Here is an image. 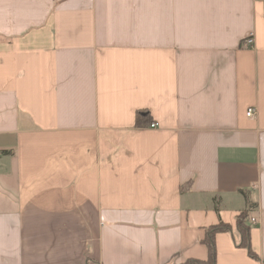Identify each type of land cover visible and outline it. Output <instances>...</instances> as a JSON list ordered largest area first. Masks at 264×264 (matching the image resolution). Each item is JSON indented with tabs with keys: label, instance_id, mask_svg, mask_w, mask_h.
I'll use <instances>...</instances> for the list:
<instances>
[{
	"label": "crops",
	"instance_id": "crops-1",
	"mask_svg": "<svg viewBox=\"0 0 264 264\" xmlns=\"http://www.w3.org/2000/svg\"><path fill=\"white\" fill-rule=\"evenodd\" d=\"M221 222L264 264V0H0V264L207 260Z\"/></svg>",
	"mask_w": 264,
	"mask_h": 264
},
{
	"label": "trees",
	"instance_id": "trees-1",
	"mask_svg": "<svg viewBox=\"0 0 264 264\" xmlns=\"http://www.w3.org/2000/svg\"><path fill=\"white\" fill-rule=\"evenodd\" d=\"M143 113L138 112L137 114V124L141 125L145 123L142 121ZM249 210H243L239 213L237 217V227L241 233V245L246 247L249 250V253L253 256L255 254L251 250L250 246V225H249ZM231 226L229 224L220 223L212 228H209L207 231V236L204 240V243L207 245L209 250V258L207 260H200V259H188L181 264H216V244H215V234L219 231H230Z\"/></svg>",
	"mask_w": 264,
	"mask_h": 264
},
{
	"label": "built area",
	"instance_id": "built-area-1",
	"mask_svg": "<svg viewBox=\"0 0 264 264\" xmlns=\"http://www.w3.org/2000/svg\"><path fill=\"white\" fill-rule=\"evenodd\" d=\"M252 42H253V39H252V35H251V37L248 39L247 43L251 45ZM254 113H255L254 108H250V109L247 111V115H248V116H252V115H254ZM156 126H157L156 123H152V124H151V127H156ZM251 223H252V224H257V220H256L255 218H252V219H251Z\"/></svg>",
	"mask_w": 264,
	"mask_h": 264
}]
</instances>
